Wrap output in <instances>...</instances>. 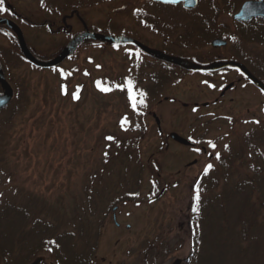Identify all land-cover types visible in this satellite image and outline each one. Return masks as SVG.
Returning <instances> with one entry per match:
<instances>
[{
    "label": "rangeland",
    "instance_id": "obj_1",
    "mask_svg": "<svg viewBox=\"0 0 264 264\" xmlns=\"http://www.w3.org/2000/svg\"><path fill=\"white\" fill-rule=\"evenodd\" d=\"M7 1L32 19L34 4ZM90 1L96 4L87 6L85 17L93 32L144 42L149 0ZM206 1L210 9L227 6ZM22 27L45 61L68 44V37ZM245 48L264 61L263 44ZM16 49L15 39L0 29V57L15 93L0 112V208L29 213L0 231V247L9 251L0 254V264L26 258L56 264L50 251L38 248L55 240L65 260L81 264H264L263 95L243 83L216 102L221 87L237 82L230 73L228 80L196 76L178 86L169 79L151 96L147 89L158 70L132 46L91 42L54 70L26 65ZM152 113L167 136L159 135ZM170 133L197 141L206 154L175 144ZM197 204L210 207L200 214L193 211ZM20 223L35 232L19 233ZM31 246L38 250L31 254Z\"/></svg>",
    "mask_w": 264,
    "mask_h": 264
},
{
    "label": "flooded vegetation",
    "instance_id": "obj_2",
    "mask_svg": "<svg viewBox=\"0 0 264 264\" xmlns=\"http://www.w3.org/2000/svg\"><path fill=\"white\" fill-rule=\"evenodd\" d=\"M19 1L35 5L32 19L28 20L25 18L22 12L17 10L14 5L7 0H0V19L8 20L20 28L29 51L38 60H46V57L41 56L30 46L28 43V37L25 35V30L22 27L23 25L29 26L35 31H44L58 37H68L69 40L65 49L76 37L85 33L86 30L93 31V28L90 29L85 16L87 6L96 4L95 1L62 0V4L60 3V0ZM237 1L238 4L234 0V3L231 6L230 1L225 0L224 2L227 4L225 9H210L209 7L207 8L206 5V3L209 4L210 1L206 0H197V5L191 8L187 7L184 2L179 4H166L149 0L148 5L150 6L151 4V6L156 8L158 12L152 13L151 7L148 6L149 9L146 8V27H144L145 39L143 43L138 41L142 45L164 57L184 61L191 65L192 69L209 68L214 65L216 66L225 63H235L244 69L243 71L232 66H219L214 71L196 72L195 70H188L184 67L175 65L168 60L152 56L133 47L143 54L148 67L150 64L156 65L158 70L153 73V77H151L152 85L147 89L148 93L152 94L151 96L161 94L162 91L165 90L164 84L169 79H175L177 81L175 84L178 86L182 84L181 82H183L184 79L196 76L207 79L211 82H213L212 80L214 79L228 80L230 73H233L237 82L228 83L221 87L219 98L215 99L216 102L222 103L228 93L238 89V85L240 86L243 83L245 84L242 86L253 87L257 92L264 96L263 92L247 75L249 73L264 85V61H258V59L254 57L255 55L253 53H248L245 48L248 43L264 45V16L255 15V7L249 6V4L253 3H264V0ZM65 2L67 4H65ZM54 3L56 4V7H54ZM262 11L264 13V5ZM207 13L209 14V19L207 18ZM155 16H158L159 21ZM224 16H226L227 19L224 18ZM210 20L215 24L213 28L208 25ZM157 21L161 25L160 29L162 30L158 31L157 27H155ZM76 27H82L83 30L76 31ZM0 29L1 31L10 33L17 42L16 50L19 53V60L30 67H34L26 60V58H24L18 38L13 30L5 25H0ZM86 44L87 42L82 44L74 55L84 48ZM203 45H205L204 48ZM229 46H231L235 52H225ZM244 51L246 53H244ZM0 65L5 79L13 89L8 80L10 75L8 74L7 68L1 57ZM201 85L202 84H199V86ZM210 85L213 86L214 83H210ZM4 94V90L0 86V95ZM14 99L15 93L12 103ZM165 100H167V98ZM231 103H233V101ZM161 104L162 102H160L159 105ZM198 106L197 103L194 104L196 109ZM203 106L208 108L210 104L205 103ZM152 117L159 130V135L161 137L167 136L162 130L161 121H159L158 116L155 113H152ZM172 134L177 133L168 134L169 139H171ZM184 139L188 140L190 144L183 145L172 139L171 140L175 144L181 145V147L183 146L191 150L194 149L193 151H195L196 148H200L202 149V152L206 154V148L200 146L197 141L188 137ZM210 158L212 159L213 157L211 156ZM113 210L114 219V217H116L117 208ZM116 226L119 227L117 224ZM127 229H130V226H127Z\"/></svg>",
    "mask_w": 264,
    "mask_h": 264
},
{
    "label": "water",
    "instance_id": "obj_3",
    "mask_svg": "<svg viewBox=\"0 0 264 264\" xmlns=\"http://www.w3.org/2000/svg\"><path fill=\"white\" fill-rule=\"evenodd\" d=\"M28 1H31V0H28ZM154 1L166 3V4H179V3L184 2L185 5L187 7H190V8L195 7L197 5V0H154ZM263 5H264V3L249 4V6L255 7V13L254 14L257 16H264V13L262 11ZM0 25L9 26L13 30V32L16 34V36L18 38L19 45H20V48H21V51H22L24 57L33 66L40 68V69H53V68L61 65L67 58L72 56L76 52L78 47L81 44H83L85 41L95 40V41H98L100 43H105V44H110V45H113V44H115V45H131V46H134V47L140 49L142 52L148 53L152 56L163 58L165 60L172 62L175 65L184 67L188 70H195L196 72L214 71L219 66H223V67L232 66V67H236V68H239L240 70L244 71V69L240 65L235 64V63H225V64H221V65H216V66L214 65L212 67L203 68V69H192V66L189 65L188 63L181 61V60H178V59L164 57L160 54H157V53L151 51L150 49H148L147 47H145L144 45H142L141 43H139L133 39L125 38V37H109V36H105V35H101V34L92 33L88 30L84 34L75 38L73 40V42L56 59H54L53 61H50V62H42V61H39L38 59H36L31 54V52L29 51V49L26 45L23 33L18 26H16L12 22L5 20V19H0ZM247 75L254 82V84L264 93V85H262V83H260L257 79H255L249 73ZM0 84L3 88V90L5 91V94L3 96H0V110H1L3 108H6L13 99V91H12L11 87L9 86V84L7 83V81L5 80L1 66H0ZM171 139L174 140L175 142H178V143L183 144V145H189L190 144L187 140H185L184 138L180 137L177 134H172ZM181 262L182 261L178 260L176 264H181Z\"/></svg>",
    "mask_w": 264,
    "mask_h": 264
},
{
    "label": "trees",
    "instance_id": "obj_4",
    "mask_svg": "<svg viewBox=\"0 0 264 264\" xmlns=\"http://www.w3.org/2000/svg\"><path fill=\"white\" fill-rule=\"evenodd\" d=\"M89 43H91V42H89ZM93 43H95V42H93ZM259 157H260V159H262V156L261 155H259ZM196 207H197V210L195 212H199L200 214H203L205 212L206 208L210 207V205L209 204L208 205L205 204V206H204V205H201V204L200 205L197 204ZM20 213H21V215L24 214V215H26V217H29V213H27L24 209H22L20 207L13 206V205H5V207H1L0 208V231H3V230L6 231V228H8L10 226L13 227V225L16 224V221H17L18 217L20 216ZM197 218L198 217H196V219ZM29 219L24 218V221H27ZM12 227L10 229H7V231L10 232V230H12ZM50 227H46V232L48 230H50ZM31 228L32 227L30 225H28L27 223L26 224L25 223H20L19 233H24L26 235H29L31 233H34L35 230L34 229H31ZM53 230H55V228H53ZM94 240L95 241H93V243L95 244L96 238H94ZM91 242H92V238H89L87 245L90 246V243ZM42 247L45 250L50 251L52 253V255H54L56 257V264H81V263H79L80 260H76V259H71V260L67 261L68 260V257H66V256L64 258L67 259V260H65L63 258V256H61V249L62 248L60 249V246L58 245V243H57L56 240L53 241L52 243H50V242L43 243L38 248L40 249ZM30 248H31L30 249V253L31 254L34 252V250H38V248H36V246H31ZM8 252L9 251L6 248L0 247V254H2V255L5 256V254L8 253ZM195 257H196V255L193 256V258H195ZM27 259L28 258H26L24 260L22 259L23 261L22 260H21V262L18 261L17 264H29ZM193 263L194 264H203V263H200V261L199 262L193 261Z\"/></svg>",
    "mask_w": 264,
    "mask_h": 264
},
{
    "label": "snow or ice",
    "instance_id": "obj_5",
    "mask_svg": "<svg viewBox=\"0 0 264 264\" xmlns=\"http://www.w3.org/2000/svg\"><path fill=\"white\" fill-rule=\"evenodd\" d=\"M98 87H100V85L98 84L97 85ZM133 85H132V82L131 81H128V93H129V100L131 101V103H132V107H133V109L135 110V108H136V104H137V100H136V96H135V94L133 93ZM100 90L101 91H103V92H108V91H110V89H108V88H103V87H100ZM122 90V89H121ZM141 96H143V94H141ZM73 98L74 99H78V93H74L73 94ZM139 103H141V104H143L144 102H143V100L141 99L140 101H139ZM109 139H111V137H109ZM213 147H214V145H213ZM217 159H219V157L217 156ZM212 168V165L211 164H209V165H207V167H206V169H205V174H207V171L208 170H210ZM196 200L197 201H199V195L197 194V196H196ZM197 209H193V211H196Z\"/></svg>",
    "mask_w": 264,
    "mask_h": 264
},
{
    "label": "bare ground",
    "instance_id": "obj_6",
    "mask_svg": "<svg viewBox=\"0 0 264 264\" xmlns=\"http://www.w3.org/2000/svg\"><path fill=\"white\" fill-rule=\"evenodd\" d=\"M200 69H202V68H200Z\"/></svg>",
    "mask_w": 264,
    "mask_h": 264
}]
</instances>
